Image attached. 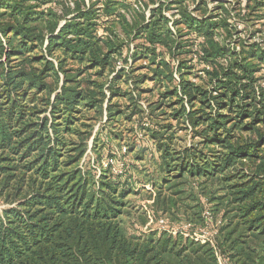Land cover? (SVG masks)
I'll use <instances>...</instances> for the list:
<instances>
[{
	"label": "trees",
	"instance_id": "16d2710c",
	"mask_svg": "<svg viewBox=\"0 0 264 264\" xmlns=\"http://www.w3.org/2000/svg\"><path fill=\"white\" fill-rule=\"evenodd\" d=\"M92 1L0 0V201L6 205L0 210V264H264V49L251 39L233 48L217 39L219 30L229 41L235 31L226 10L225 18L203 19L182 11L180 22L199 48L193 67L206 79L198 77L204 86L185 79L182 72L190 68L182 65L176 70L180 78L170 77L176 84L164 96L176 98L180 109L172 118L182 120L198 141L172 154L174 128L148 129L156 142L149 156H159L161 175H167L159 182L171 190L176 184L170 182L206 183L232 169L257 181L236 192V203L245 204L243 223L236 216L228 220L224 212L227 223L218 228L215 243L196 239L192 231L159 230V212L174 213V205L161 198V183L153 207H144L143 226L130 233L123 219L129 215L128 171L115 174L108 164L95 181L94 171L78 168L85 145L70 147L63 133H69L80 106L102 114L105 99L109 120H130L133 113L112 102L133 100L132 92L119 86L136 89L139 81L132 82L133 67L118 70V62L155 64L157 48L173 56L171 51L185 46L161 15L151 23L143 15L127 20L134 0H105L99 9ZM249 5L245 0L241 17ZM254 6L259 10L264 0ZM137 40L144 43L131 48ZM159 66L172 72L166 61ZM88 72L98 80L85 79ZM155 73L153 80L164 78L163 71ZM47 112L49 117H41ZM147 120L138 131L149 128ZM208 146H215V161H207L199 149ZM109 152L107 160L114 156ZM174 161L178 164L171 165ZM172 167L178 168L168 175ZM148 184L155 190L156 182ZM202 220L198 217L201 225Z\"/></svg>",
	"mask_w": 264,
	"mask_h": 264
},
{
	"label": "rangeland",
	"instance_id": "374dc122",
	"mask_svg": "<svg viewBox=\"0 0 264 264\" xmlns=\"http://www.w3.org/2000/svg\"><path fill=\"white\" fill-rule=\"evenodd\" d=\"M62 1L68 2L69 0ZM104 1L93 0L92 4L96 5L94 7L95 9H99L103 6ZM244 1L134 0L133 5L136 6H132L133 10L127 13V20H130L132 16L143 15L145 23H151L161 15L167 20L164 24L173 33V38L183 47L185 46V48L180 51H171L173 56L169 54L168 49L157 48L155 64L146 60L137 62L129 60L128 64L118 62V70L124 69L127 72L129 67H133L134 70L131 74L132 82L139 81L135 85L137 87L136 89H133L134 84H131V82V86L122 83L119 86L122 91H131L133 100L115 99L112 102L127 115H132L133 113L130 120L119 118L120 120L117 123H115L116 120H109L110 118L107 117L105 111L107 102V99H105L102 114L94 109L80 106L79 110L74 113L76 120L69 126V133H63L62 139L67 145H73L70 147H76L78 144L85 145V154L80 160L78 168L82 172H85L86 169L94 171L96 173V175L93 173L95 175V181L99 178L101 167L105 168L107 163H111L109 165H112L115 174L121 173L122 169L128 171L127 178L125 179L129 186V194L125 198V202L128 203L126 211H128L129 215H126L123 219L124 225L130 233H137L140 227L143 226L142 222L144 223L146 221L144 207H153L152 200L157 196V191H159L158 185L161 184V198H165L166 203L170 207L174 205L172 208L174 213L168 211L167 214H163L159 212L163 215L159 219L157 226L159 230L171 229L183 233H190L192 231L196 239L209 240L215 243L217 238H220L218 228L227 223L226 219L222 221L221 215L224 212L227 211L229 213L227 215L228 220L236 216L235 221L243 223L242 215L244 214L245 204L236 203V199L239 198L236 192L239 188L241 190L247 189L248 186L253 185L257 180L246 177V174L239 175L241 172L232 169L226 175L218 174L215 178H209L206 183H204L203 179L192 178H184L178 182H170L173 185L175 183L176 187L169 190L165 188L162 182H159L162 177L165 179L167 176H164V174L161 175L160 172L163 161L160 160L159 156L158 158H151L149 156L151 147L156 145V142L151 138V131L149 130L151 128L161 129L168 125L174 128L173 131L176 134H174L175 138L170 146V149L174 151L171 152L172 154L179 153L183 147H189L192 142L193 144L197 143V139L193 140L191 138L193 136L191 128L183 124L182 120L172 118V115L180 109V106L177 104L178 102L175 101L176 98L170 99L171 97L164 96L167 90L174 88L176 84L170 79L172 77L176 79L180 78L176 70L182 65L184 69L190 68V71L188 69L182 72V75L186 77L185 79L201 86L204 85L201 80H198V77L206 79L205 74L196 73V66L193 67V61L199 55V48L190 43V39L192 38L187 36V30L184 24L180 22L182 20V11L188 10L193 17L203 19L215 17L219 14L222 18H225L226 10L231 15V23H233L232 26L235 28V31H232L233 35H231L232 38L229 41L228 39L230 38L226 37V33L219 30V33L217 32V39L223 42V44L230 45L231 48L235 46L234 43L250 41L251 39L252 43L258 44L259 47L264 49V7L259 8V10L258 8H253L255 7L254 3H258L260 0H246L250 2V5L244 13V16L241 17V9ZM250 32L252 35H250ZM143 43L144 40H137L132 44L131 48ZM59 56V54L55 55L52 60H55ZM161 60L170 63L173 68L172 72H167L164 68L158 67V63ZM68 64L71 67L72 63L69 62ZM155 71L159 73L163 71V77L165 79L158 78V80H153L156 75ZM84 77L91 81L98 80L96 77L90 76L89 72ZM260 83H263L264 86V82ZM105 93L108 97L107 91ZM185 108L188 109L187 105H185ZM43 116L49 117V112L41 115V117ZM116 117L118 116H114L113 119H117ZM144 117L148 119L147 123L149 128L144 130V132L138 131L139 124ZM56 122L60 123L59 120ZM214 147H199L207 161H215V158L212 156V152L215 150ZM108 151L114 154L110 160H107ZM124 153L125 156L123 155ZM71 155H75V153L73 152ZM177 164L175 161L171 163V165ZM73 168L68 169L72 170ZM177 168H170L168 175L172 172L174 173ZM61 169L65 172L63 166ZM245 169L249 172L247 167ZM223 177H234L235 179L225 181L222 180ZM150 181L156 182L155 190L148 184ZM124 182L125 180L122 181L123 184ZM141 183H145L143 186L144 189H142ZM239 185L241 186L239 187ZM243 185H245L244 188H242ZM220 198L222 199L220 200ZM5 207L6 205L0 201V210ZM198 217H202V221H204L202 225L199 224ZM249 239L250 237L248 241H251ZM221 264L225 263L222 262Z\"/></svg>",
	"mask_w": 264,
	"mask_h": 264
},
{
	"label": "built area",
	"instance_id": "2783aa9c",
	"mask_svg": "<svg viewBox=\"0 0 264 264\" xmlns=\"http://www.w3.org/2000/svg\"><path fill=\"white\" fill-rule=\"evenodd\" d=\"M108 164H111V163H107V164L105 165V167H106V166H108ZM160 223H161V224H163V222H162V221H160ZM162 228H163V227H162Z\"/></svg>",
	"mask_w": 264,
	"mask_h": 264
}]
</instances>
